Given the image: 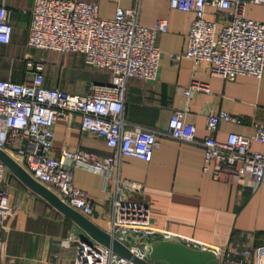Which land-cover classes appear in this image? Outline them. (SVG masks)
Masks as SVG:
<instances>
[{
  "label": "built area",
  "instance_id": "built-area-1",
  "mask_svg": "<svg viewBox=\"0 0 264 264\" xmlns=\"http://www.w3.org/2000/svg\"><path fill=\"white\" fill-rule=\"evenodd\" d=\"M249 2L264 0H169L171 7L194 13L181 54L194 61L203 60L212 73L233 78L237 73L261 76L264 70V20L245 15ZM207 5L220 9L217 19L205 16ZM138 0L129 7L117 6L112 17L98 14L95 0H33L30 9L27 44L60 51H79L87 62L106 67L108 82L94 83L87 93L70 92L59 86L42 83L44 62L26 53V76L23 80L0 77V148L10 151L9 142L16 138V150L31 175L54 189L66 204L89 217L94 204L86 190L73 181L77 165L104 175L103 189L111 202L109 232L128 245L138 257L151 261L148 246L128 243L140 234H158L180 239L189 245L212 249L216 264H259L263 244L239 242L210 245L190 237H181L169 229L155 228L149 222V204L132 193L142 189V183L119 172L123 155L143 159L151 156L158 144L154 129L128 123L123 116L124 95L130 76L153 78L159 65L160 48L157 36L168 27L166 17L153 24L138 19ZM12 22L8 9L0 3V42H9ZM209 90L207 83L193 79L184 87L183 106L172 110L168 132L179 139L194 140L196 127L187 119L188 99L194 90ZM80 113V128L104 137L114 148L108 154L83 149L61 148L53 152L54 122ZM220 120L240 121L228 111H213L206 107L208 133L202 140L204 155L202 170L213 177L237 176L252 187L264 182V150L251 147V141L264 142V124L254 122L252 134L229 131L224 140L213 132ZM5 163L0 157V248L4 217L10 200L3 186ZM153 262V261H152ZM71 264H138L115 252L109 246L89 236L75 239ZM154 264H161L154 262Z\"/></svg>",
  "mask_w": 264,
  "mask_h": 264
},
{
  "label": "crops",
  "instance_id": "crops-1",
  "mask_svg": "<svg viewBox=\"0 0 264 264\" xmlns=\"http://www.w3.org/2000/svg\"><path fill=\"white\" fill-rule=\"evenodd\" d=\"M95 1L100 16L112 17L117 6L129 7L137 0ZM32 2L0 0L12 22L10 41L0 42V77L23 80L27 75L25 56L30 53L32 58L44 62L42 83L48 86L87 93L94 83L108 82L109 69L90 64L82 52L27 44ZM138 5L141 23L150 25L159 17H166L168 27L157 36L161 52L156 75L153 78L133 75L126 84L124 119L154 129L158 139L148 159L134 155L121 158L120 174L142 183V189L131 196L147 201L149 222L155 228L169 229L181 237L210 245L263 244L264 182L252 187L235 175L217 178L204 172L202 140L208 133L206 107L225 110L240 118V121H219L213 135L220 140L229 131L252 134L254 122L264 124V70L261 76L237 73L233 78H225L212 73L203 60L194 61L184 54L174 56L183 53L186 47L194 13L171 7L169 0H138ZM220 14V9L206 6L207 18L217 19ZM245 15L264 20V2L247 3ZM193 79L207 83L209 90L196 89L189 97L187 119L196 127L195 137L179 139L168 132V119L173 109L183 106L182 89ZM53 128L52 149L56 154L63 147L98 154L114 151L104 137L80 128L78 112L57 118ZM8 145L11 149L5 150L8 155L35 179L24 160L11 153L16 150V138ZM251 147L264 150V142L253 139ZM35 180L56 194L46 183ZM73 181L93 201V213L88 218L109 231L112 208L103 189L104 175L77 165L73 169ZM3 186L9 193L10 205L4 217L0 264H71L76 237L91 236L6 164ZM156 237L161 236L140 234L128 243L143 246ZM259 264H264V250Z\"/></svg>",
  "mask_w": 264,
  "mask_h": 264
},
{
  "label": "water",
  "instance_id": "water-1",
  "mask_svg": "<svg viewBox=\"0 0 264 264\" xmlns=\"http://www.w3.org/2000/svg\"><path fill=\"white\" fill-rule=\"evenodd\" d=\"M0 157L6 165L11 167L25 181L37 191L46 196L58 209L70 216L85 232L95 240L109 246L115 252L129 258L138 264H150L148 260L138 257L131 249L109 231L79 213L63 202L54 192L33 179L19 163L14 161L8 153L0 148ZM85 236V235H82ZM87 236V235H86ZM148 257L153 262L161 264H216L217 256L212 249H203L189 245L180 239L156 237L148 246Z\"/></svg>",
  "mask_w": 264,
  "mask_h": 264
},
{
  "label": "rangeland",
  "instance_id": "rangeland-1",
  "mask_svg": "<svg viewBox=\"0 0 264 264\" xmlns=\"http://www.w3.org/2000/svg\"><path fill=\"white\" fill-rule=\"evenodd\" d=\"M31 57H32V56H31ZM20 64H23V62H22V63H20ZM20 64H19V65H20ZM24 65H26V64H25V60H24ZM20 66H21V65H20ZM21 69H22V68H21ZM25 69H26V66H25Z\"/></svg>",
  "mask_w": 264,
  "mask_h": 264
}]
</instances>
